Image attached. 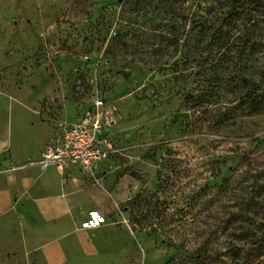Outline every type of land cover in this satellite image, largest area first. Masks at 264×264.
I'll return each instance as SVG.
<instances>
[{"label":"rangeland","instance_id":"374dc122","mask_svg":"<svg viewBox=\"0 0 264 264\" xmlns=\"http://www.w3.org/2000/svg\"><path fill=\"white\" fill-rule=\"evenodd\" d=\"M95 99L88 264H264V0H0V171Z\"/></svg>","mask_w":264,"mask_h":264},{"label":"crops","instance_id":"0c3cea01","mask_svg":"<svg viewBox=\"0 0 264 264\" xmlns=\"http://www.w3.org/2000/svg\"><path fill=\"white\" fill-rule=\"evenodd\" d=\"M78 115L66 119L75 121ZM55 136L56 132L49 141ZM114 141L112 136L113 145ZM43 149L20 160L18 166L38 158ZM1 172L4 179L0 180V244L10 255L11 263L79 264V259L86 257L83 264H88L87 255L100 247L92 229L79 226L90 207L78 204L76 197L82 190L76 189L77 182L71 180L73 174L84 172L78 167H69L62 173L54 168L3 169L0 176Z\"/></svg>","mask_w":264,"mask_h":264},{"label":"built area","instance_id":"2783aa9c","mask_svg":"<svg viewBox=\"0 0 264 264\" xmlns=\"http://www.w3.org/2000/svg\"><path fill=\"white\" fill-rule=\"evenodd\" d=\"M77 117L75 121L60 120L56 125V136L46 143L40 156L18 168L40 171L54 168L62 173L69 167H78L90 173L97 164L117 152L112 143V128L117 121L109 104L95 99L90 108Z\"/></svg>","mask_w":264,"mask_h":264}]
</instances>
